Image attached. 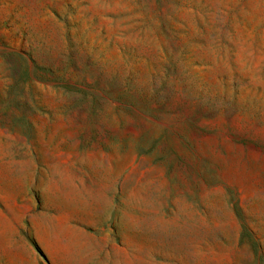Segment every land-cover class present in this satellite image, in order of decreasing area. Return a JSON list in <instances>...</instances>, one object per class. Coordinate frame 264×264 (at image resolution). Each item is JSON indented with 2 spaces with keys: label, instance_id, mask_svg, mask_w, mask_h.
<instances>
[{
  "label": "rangeland",
  "instance_id": "obj_1",
  "mask_svg": "<svg viewBox=\"0 0 264 264\" xmlns=\"http://www.w3.org/2000/svg\"><path fill=\"white\" fill-rule=\"evenodd\" d=\"M0 264H264V0H0Z\"/></svg>",
  "mask_w": 264,
  "mask_h": 264
}]
</instances>
